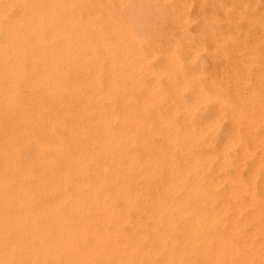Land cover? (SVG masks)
<instances>
[{"label":"bare ground","instance_id":"1","mask_svg":"<svg viewBox=\"0 0 264 264\" xmlns=\"http://www.w3.org/2000/svg\"><path fill=\"white\" fill-rule=\"evenodd\" d=\"M17 1L9 40L33 29L35 42L45 33L60 38L61 48L39 46L34 58L51 60L47 67L28 60V74L25 41L17 38L14 79L32 75L41 85L34 115L17 106V122H39L42 138L22 160L35 137L22 124L21 142L10 129L2 135L8 147L0 145V264H264V16L249 13L254 1L237 4L225 27L204 31L202 42L188 44L183 34L166 41L155 68L149 61L162 49L129 27L131 17L128 23L104 7L106 30L97 20L89 39L79 26L68 34L56 27L63 3L6 5ZM69 1L71 9L81 0ZM178 3L171 24L177 30L188 20V3ZM205 39L213 41L207 57L214 67L196 68ZM232 45L239 48L225 59ZM57 49L66 55L62 73L51 58ZM71 70L82 74L78 83L66 79ZM60 74V84L49 83ZM46 98L47 106L67 108L43 120Z\"/></svg>","mask_w":264,"mask_h":264},{"label":"rangeland","instance_id":"2","mask_svg":"<svg viewBox=\"0 0 264 264\" xmlns=\"http://www.w3.org/2000/svg\"><path fill=\"white\" fill-rule=\"evenodd\" d=\"M49 1H51V0H45L44 2L38 0L37 4L38 5L41 4L42 6L47 7L48 4H49ZM55 1L57 2V4L59 2L61 4L63 3L62 6H61L62 8L60 7L57 10V12H58L57 13V17L54 19V23H55L56 27H58L59 29L64 28V30L66 31L67 34H68V32L69 33L72 32L74 27H76V28L81 27L82 30L84 31L83 37H86V38H89V39H92V36H93V34L95 32V30H92L93 27H94L93 26L94 22H96L97 20H103L101 25L104 28L106 27V25L104 23V17L105 16H103L104 13L102 12L104 7L108 11L113 9L112 11H114V14H116V16H115L116 18L119 16L122 19H127L128 23L131 20L129 17L133 18L131 20V22L129 23V27L132 30H134V32L136 34L139 32L138 35H140V33L144 34V35H148V37L151 38V42H152L151 44L155 45V46H159V48L162 49V50L158 51V54H157V56L154 59L149 61V64L151 63L149 66L151 68H155L160 63H162L163 58H164V56L166 54L165 50H163L162 44L164 45V43L166 41H169V40H174V39L175 40H177V39L181 40L180 37L182 36V34L183 35H188V39H190L187 42L188 44L196 43L197 40L202 42L201 37H202L204 31L210 30V29H223L225 27V18L224 17L233 15V13L236 11L237 4H239L243 0H238V1H236V0H203L202 1L203 3H202L201 6H200V3H199V0H185V3H188L189 5L188 4L185 5V8H183V12L182 13H183L184 16H187L188 20L186 21L185 25L180 26V29H178V30L176 29V26H173L171 24H172V21H173V12L176 10V8H177V6L179 4L178 3L179 0H175V2H174V0H170V2L164 3V4H161V3H158V2H154L156 0H146V1L145 0H136V2H135V0H120V1L119 0H115V1L114 0H112V1L110 0L111 2H109V0H100V1L99 0H87V2L85 0H81L82 2L78 1L79 6L75 5L76 8H74L72 6L71 9L68 8V6H67L68 4H70L69 2H71V1H69V0H55ZM88 1H90V2H88ZM139 1L140 2L142 1V2L140 3ZM252 1L255 2V0H252ZM1 2H2V4H1ZM7 2H8V0H0V5H1L0 8H3L5 6L3 8L4 10H2V15H3L4 11L7 12V13L6 12L4 13L2 18L0 17V73H1L0 75L2 77V78L0 77V97H1L0 98V126H1L0 127L1 128L0 129V141L2 140L0 142V145L6 144L3 141V137H2L4 132L5 133L11 132V134L13 133L14 135L19 134V135H17V140H19L21 142L20 138H22L24 136V133H23V131H20V130H22V128L24 127L23 130L27 129L29 134L32 135L33 137H35L34 139L30 140L29 143H26V147H24V149L22 150V156L21 157H22V160H25V159L30 158L32 156V153L35 151L36 147H35V142L34 141L36 139L42 138V136L40 135L41 125H40L39 122H37L38 124L35 123V122L32 123L31 121L28 122L27 119H26L27 121L25 120L24 122L18 123L17 121L20 119V112L16 109V107L17 106H18V108L21 107V106L24 107L26 113L28 112L27 116H29V115L33 116L34 112H35V109H34V107L32 105H33V102L36 99L41 98L40 97V93H39V89L41 88V85L37 81H35L34 77L32 78V75H31V77H27L26 76V78L23 81H21V82H18L16 79H14V76H13L14 72L10 68V67H12L11 66L12 65L11 62L14 63L16 56L20 55L19 52H21V51H19V48L17 46L18 45L17 38L24 39V41H25V45L23 46V51L22 52H24V56L26 58L25 61H24L25 62L24 65L26 67L25 70H26V72L28 74L31 73V70H29V67L27 65L28 64V60H31V59L34 60L35 63L37 64V66H42L43 64L47 63V65L45 67L48 66V61L47 60H51V59H48L49 57L48 58H39V57L34 58L35 54H36V52L38 50V47L41 46L42 44H44V46L46 48H49L50 47V45H49L50 43H52V45H54L55 47H57V46L59 47L61 40H60V38H50L48 40L47 34L44 33L43 34L44 35V37H43L44 40L42 39L41 41L39 40V41L35 42L34 41L35 32L33 31V29H30L31 31H28L27 33H25V35L22 34V37H21V33H19V31H15L14 33L16 34V37L13 40H9V38H11L10 37L11 36V28H12L11 26H12L14 20L16 21V20L19 19V14H20V11H21V2L17 1V2H14L13 4L11 3L12 5L11 4L10 5H6ZM19 2H20V5H19ZM129 2H130V4H129ZM133 2L135 4H133ZM145 2H147V4ZM172 2L174 4H172ZM254 2H253V6L251 5L250 10H248L249 13L250 14L254 13V14H258V15L264 16V10L261 9V7H264V0H256V2L255 3ZM3 4H4V6H3ZM137 4H139L138 7H137ZM148 4H149V6H148ZM153 4H154V6H153ZM83 5H84V7H83ZM126 5L127 6L129 5L128 6V10H127ZM132 5H134L135 8ZM7 6L9 8H7ZM14 6L17 7L18 9L15 8ZM225 6H226V8H225ZM82 7H83V9H82ZM87 7H90L91 11H89L90 8H87ZM5 8H6V10H5ZM153 8H154V10H153ZM227 8H229V9H227ZM135 9H136L137 12L135 11ZM137 9H140V10H137ZM155 9H156V11H155ZM12 10H14V15H13ZM81 10H83V11L81 12ZM142 10H143V12H142ZM154 11H155V13H154ZM141 12H142V14H141ZM209 12H211V15L213 17V21L212 22L209 20V16H208ZM85 13H86V15H85ZM131 13H133V15L134 14H136V15L133 16ZM137 13H138V16H137ZM60 14H62V15H60ZM63 14H64V16H63ZM120 14L122 16L124 15V18ZM150 14H151V16H149ZM68 15H70V16H68ZM10 16H12V17H10ZM139 17H140V20H138ZM84 18H85V20H84ZM128 18L130 20H128ZM90 19H91V21H90ZM92 19H93V21H92ZM134 19H136L135 22L133 21ZM142 19H144V21ZM67 20L68 21H72V22H69L66 25V26H68L66 28V26L65 25L63 26L62 23L66 22ZM132 21H133V24H132ZM6 22H7V24H6ZM147 23L150 24V25H148ZM241 23H243V22L239 21V22L236 23V25L241 24ZM3 24H4V26H3ZM72 26H73V28H72ZM133 26L138 28L139 31L137 32L136 29H133L132 28ZM104 30H106V28ZM88 31H90L91 33L88 32ZM92 31H93V33H92ZM4 34H6V36H4ZM113 34L116 36L115 33H113ZM193 38L196 39V41ZM6 39H7V41H11V43H7V44L4 45V41H6ZM211 42H213V41H210L209 39L203 40V47L197 52L196 58H195L194 63H193L196 68H199L200 66H202V65H200L201 63L202 64H207V62L209 63V68H213L214 67V66L211 65L210 60H208V57H207L208 54L211 52L210 47H209L211 45ZM70 45L73 46V44H70ZM59 48H61V47H59ZM238 48H239L238 45H232V47H229V49H227L225 51L226 52L224 54L225 59L228 56H230L231 53L235 52V50H237ZM183 49H185V50L183 51ZM9 50H10V52H12V54L9 52ZM185 51H187V46H186L185 43H183L182 44V48L179 50V56L181 55L180 56L181 58L184 55ZM64 52L61 49H57V51L54 50V52H52V54H51V56H52L51 58L55 57V62L57 61L56 63H57V68L59 70V73L64 72V64H66L65 63L66 55L64 54ZM158 57H159V59H158ZM202 59H203V61H202ZM11 60H13V61H11ZM222 60H224V58H222ZM60 76H62V75L61 74L59 76L56 75L53 80H49V83L51 82V83H55V84L56 83L60 84L63 81V79H61ZM7 77H8V79H7ZM152 77H153V75H151L150 77L147 76L145 81L151 82L152 81L151 80ZM66 79L70 80V82H72V83H78L82 79V74L79 72V70H71L70 73H69L68 78H66ZM29 82H30V84H29ZM35 87H37V88H35ZM51 95H52L51 97H54L52 93H51ZM30 102H31V104H30ZM47 102H49L47 100V98H46V100L43 99V104L45 106H47L45 104ZM53 104L55 105L54 107H53V105H49V106H47L48 108L42 110L40 115H41V117H43V120L45 118H48V117L51 116L52 111H54L52 109H55L56 112H59V110H61V109L64 110V109L67 108L65 106L66 104L63 105L62 108H61L60 105H58L55 102ZM69 108L71 109V112L68 114V116L66 115V117H65V120H66L67 123L71 122L70 121L71 120V115H72L71 113L74 112V108H72V106H70ZM28 109H29V111H28ZM4 116H5V120L6 121L4 120ZM21 124H22L23 127H21ZM25 124H26V127H25ZM4 125H5V127H4ZM32 125H33V129H32L33 133L31 132L32 133L31 134L30 133V127ZM225 125L226 124H224V126L223 125L222 126L225 127ZM223 127H221V129ZM8 129H10V130L8 131ZM221 129H220V131H221ZM2 130H3V132H1ZM18 130H19V133H18ZM16 132H17V134H16ZM20 132H22V133H20ZM219 134H220V132L218 133V135ZM18 136H19V138H18ZM19 141H17V142L20 143ZM5 147H8V145L6 144ZM24 151H26V152H24ZM232 151L233 150H230L228 152V157H230V161H233L235 159L233 157H235L236 151L235 152H232ZM229 153H231V155ZM231 158H233V159H231Z\"/></svg>","mask_w":264,"mask_h":264}]
</instances>
